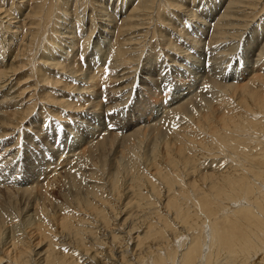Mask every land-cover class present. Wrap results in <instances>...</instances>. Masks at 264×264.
Returning <instances> with one entry per match:
<instances>
[{"label":"bare ground","instance_id":"1","mask_svg":"<svg viewBox=\"0 0 264 264\" xmlns=\"http://www.w3.org/2000/svg\"><path fill=\"white\" fill-rule=\"evenodd\" d=\"M29 1L10 0L9 7L0 5V68L2 67L0 90H3V99L13 101L15 107L12 111L13 122L0 121V137L5 135L7 129H13L37 108L40 109L39 113L43 117H46L44 112L47 111L57 115L63 111V107L72 111L78 109L81 104H78L77 99L68 97L66 100L63 97L59 98L58 94H53L56 89L53 91L52 88H58L60 79L65 81V88L75 91L74 94L88 93L98 85V82L103 81L99 72L103 68L105 59L94 66L91 62L93 57L86 56L83 65L76 62V55H83L87 45V35L94 29H97L99 34L95 40L97 44L99 42L102 44L113 34L119 37L118 45L110 48L111 64L119 66L121 64L117 63L125 57V61L134 62L133 70L126 71L121 66L124 69H119L116 71L117 74L113 75L114 79L120 82L115 87L116 90L113 89L114 92H122L124 95L117 98L118 104L126 102L125 98H128L133 100L131 102L133 105H130V108L125 106L112 110L114 106L109 108L100 101H95L102 95L91 91V95L85 98L86 101L91 100V106L94 108L108 110L107 112L102 110L108 114L107 119L104 112L101 115L98 113L91 116L89 114L92 112L77 113L75 110L68 115L73 117V120L67 121L69 124L66 123L67 136L60 133L59 129L66 128L60 123L53 124L56 126L54 133V129L50 131L49 128L45 131L42 126L41 131H35L29 146L31 147L33 143L36 146L34 138L38 140L42 137L47 140L45 147L40 152L31 151L33 155L25 156L23 162L22 156L17 159L23 169L22 177L15 181V189L12 193H3L0 203V240H3L0 241V247L8 243L12 247L10 251L9 249L5 251L4 255L0 252V260L7 259L6 264L11 262L29 264L32 259H39V264L42 262L71 264L70 259H66L68 257L65 253L58 252L60 241L55 238L56 233L48 219L40 213L43 207L38 209L37 201L35 203L33 200L34 203H30L28 200L36 195L35 186L39 192L48 189L43 187L42 181L46 179L50 171L49 167L53 165L57 167L58 163L54 161L56 157L59 158L70 151L71 155H75L76 150L80 149L76 154L78 157L76 161L69 162L67 159V162L64 161L65 166L62 167L67 165L69 167L61 179L67 185L68 194H65L70 197L68 199L72 206L75 203L79 211L88 212L95 217L94 221L96 218L99 219L100 226H91L95 223L93 220L90 223V220H86L84 216L78 218L69 211L60 216L61 221L59 220L58 224L62 230L67 229L76 242L79 240V245L84 248L82 250L86 255L88 254L87 259L99 258L97 250H90V245L93 247L96 244L108 247L106 258L116 255L120 259H126L131 242L128 243L129 237L133 239L135 249H140L139 253L142 252L141 248L146 247L143 252L149 255L153 264H167V259L171 262L178 259V264H215L218 260L221 262L224 259L229 264H263L264 97L260 96L262 95L260 92L264 91L262 82L264 72L260 76L257 75V78L252 76L248 82L240 86L241 89L235 88L236 85L230 82L224 83V78L233 75L231 63L235 57L234 51L238 50L239 46H241L240 55L247 63L250 62L248 59L252 54L256 56L255 62L259 65L264 61L261 60L264 58H262L264 18L258 17L260 19L255 22L259 12L264 9V3L259 8L260 2L264 0H206V7L202 8V11L194 9L195 0H127L119 8L112 7L106 3V0H74L76 8L74 12L77 14L81 10L79 14H74L75 20L71 16L73 13L70 5L67 4L70 0H35L24 13V10L22 11L26 8L24 4ZM129 4L131 7L126 12L125 6ZM164 7L166 9L163 10ZM238 7H242L241 12L247 13L246 17L239 19L236 16ZM256 8H259V12L255 14ZM118 14H121L119 20ZM249 15L251 17L248 19ZM20 16L23 20H16ZM9 18L14 21L11 22ZM154 18L155 22L152 21ZM159 18L168 27L163 25L166 31L160 30L161 32L156 33ZM167 18L172 21H167ZM66 20H69L68 23ZM50 21L52 22L49 38L52 42L49 44L51 47L49 46V52L45 55L47 57L44 58L43 63L48 64L47 68L53 72L46 70L38 73L36 75L38 80L35 79L32 84L36 86L38 82L46 83L45 85L50 83L49 93L53 99L37 103L35 98L24 113L21 97L26 90L20 89L21 91L17 92L19 87L16 88L13 78L25 65L30 66L34 57L40 54V58L44 57L42 54L45 52L38 50ZM190 21L196 26L193 25L188 29L186 24ZM84 22L88 23L89 33L82 38L79 33ZM117 22L119 26L116 25ZM257 22L258 24L254 26L253 24ZM177 23L181 26L179 29ZM17 24L23 28L25 34L20 38L21 44H17L15 49L9 50L6 55L5 46L14 40V35L9 34L7 42H4L1 31L5 29V32H9L11 28L8 25L16 27ZM61 27L63 31H60ZM54 33L59 36L55 37ZM174 34L177 35L175 39L169 38L175 36ZM179 37L181 39H178ZM239 37L240 39L242 37L241 45L236 40ZM133 38L135 43L140 41V45L138 43L136 44L138 46L132 48V45L127 44ZM146 39L149 40V45L144 48L145 50L134 54V51H138L137 48H143ZM224 39L227 42H224ZM78 43L81 45L80 48L78 46L74 48ZM158 46H161L159 47L161 51H158ZM129 47L134 50L133 54L128 56ZM64 54L65 56H62ZM20 60H23V63H20ZM140 72H144L145 76L141 77ZM52 73L58 74V77L55 79ZM128 73L132 76L125 78ZM173 73H179L181 77H189V79L184 83L175 82L169 99L167 94L164 96L167 97L166 101H163L164 98L153 99L162 82L166 84L173 82L171 77ZM66 77L76 82L74 87L69 86L71 81L66 80L68 79ZM110 77L112 74L108 73L107 79L110 80ZM26 81L28 80H23L22 83ZM44 86L41 88L44 89ZM64 87L58 90L64 91ZM235 89L241 91L237 96ZM141 91H145L148 95L138 98ZM226 96H231L232 99H227ZM234 96L238 101H234ZM3 99L0 100V106H3ZM158 101L155 108L149 107L151 103L155 104ZM45 104L52 107L45 108ZM124 111L128 115L126 121L120 119ZM4 115V112L0 111V119ZM114 116L119 120L118 123L122 121L120 123L122 126L131 125L126 129V133L117 139L121 155L119 158L116 157L115 163L109 160L108 154L110 155V147L115 142L116 135L104 134L98 143L91 145L92 147L81 149L83 145L90 143L87 139L93 137L95 132L102 133L105 129V120L110 122ZM151 116H154L155 120L152 124L149 121ZM130 117H137L135 120H138L137 124H133L129 120ZM180 119L184 121V125L179 128L177 123ZM118 123L114 120L111 125L115 127ZM74 130L78 132V136L71 137ZM166 135L170 136L167 138ZM147 139H152V146L150 149L147 148L148 150H145L147 146L144 148L145 155H148L144 159L141 156L142 145ZM161 145L163 150L159 148ZM15 155L16 152L11 150L6 154L7 157L3 156L0 161L4 163L3 161L8 159L10 165L14 162L12 159ZM140 157L149 164L140 163ZM86 159L94 160L100 171L110 172L106 176V181L102 179L104 177L98 170L91 171L86 167L90 172L83 170L79 172L84 168L82 163ZM73 168H78L79 171L75 172ZM72 170L74 173H71ZM36 175L37 179H34ZM41 175L43 178L41 177L40 180ZM87 179L103 181L91 182ZM42 188L46 189L42 190ZM42 195L36 196V199L39 200L37 197L42 198ZM114 200L120 203L119 206H114ZM101 203L106 205L103 206ZM163 209H166L168 217ZM45 210L44 207L43 211ZM171 213L172 221L171 218L169 219ZM23 216L25 219L27 217V221L21 219V224L34 226L37 231L38 241L36 240L33 245L31 239L16 233L19 222L16 223L14 220ZM154 220L156 221L153 222ZM178 223L180 226L176 225ZM120 224L121 230L111 228ZM139 224H144L146 227L140 230ZM135 228H139L142 233L134 231L132 233L136 235H132L131 229ZM6 229H8L7 235H5ZM184 234L185 237L181 242L177 240L173 242ZM2 236L7 237L2 239ZM171 237L173 240H170ZM107 240H110V243ZM89 242L92 244L89 245ZM111 243L114 244L115 251ZM123 243L125 248L123 246L122 249ZM151 243L156 245L153 250L150 248ZM137 259H139L138 264H149L141 256Z\"/></svg>","mask_w":264,"mask_h":264},{"label":"rangeland","instance_id":"2","mask_svg":"<svg viewBox=\"0 0 264 264\" xmlns=\"http://www.w3.org/2000/svg\"><path fill=\"white\" fill-rule=\"evenodd\" d=\"M10 1V0H9ZM9 1H5V0H0V5H4V6H2V7H9L10 6V2ZM107 2L106 3H108V4H110V5H112V7H120V6H122V5H124V3H126V1L127 0H106ZM197 1H199V2H197ZM195 0L194 1V4H195V6L194 5H192V6H194V9L196 8V10H198V11H202V8L204 9L205 7H206V0ZM203 1V2H202ZM34 2H35V0H30L29 2H27L26 4H24V7H26L25 9H22V11L24 10V13L26 12V10H28V8H29V6L31 5V4H34ZM15 3H17L16 1H15ZM15 3L13 4V7H14V5H15ZM263 3H264V1L262 2H260V4H259V8H261L262 7V5H263ZM68 5H70V10H71V13H73V15H71V16H73L72 18L75 20L76 19V17H74L75 15L74 14H76V12H74V9L76 10V8H75V5H74V0H70V1H68V3H67ZM198 5V6H197ZM204 5V6H203ZM191 6V5H190ZM191 6V7H192ZM199 6H200V8H199ZM261 6V7H260ZM131 7V5L129 4V5H126L125 6V9L124 10H126V12L129 10V8ZM258 8V9H259ZM15 9V8H14ZM164 9H166L165 7L163 8V10ZM236 9H238L237 10V14H236V16L240 19L241 17H246L245 15H247V13L245 12V11H243V12H241L242 11V7H238V8H236ZM257 8L254 10V13L256 14V13H258L259 12V10H258ZM224 9H222V11H223ZM240 10V11H239ZM73 11V12H72ZM81 12V10L80 11H78V13L77 14H79ZM224 12V11H223ZM238 12H240V14H238ZM241 13H243V14H241ZM76 14V15H77ZM87 14V11L85 12V15ZM85 15H84V17H85ZM185 15V14H184ZM117 17H118V20L120 19V17H121V14H118L117 15ZM251 16L249 15L248 16V19L250 18ZM258 17H260L261 19L262 18H264V9H263V11L261 12H259V14H258V16L255 18V22H256V20L258 19ZM71 18V17H70ZM259 18V19H260ZM61 18H59V20H60ZM80 19V18H79ZM258 19V20H259ZM9 20L12 22V21H14V19H10L9 18ZM16 20H20V21H22L23 20V17L22 16H20L18 19H16ZM61 20H63V19H61ZM183 20H184V18H183ZM68 21L69 20H66V23H68ZM152 21H154L155 22V18L154 19H152ZM158 21H159V23H157V27H156V30H155V32L156 33H158V32H161V31H166L164 28H163V25L165 26L166 24H164L163 22H161L162 21V19H158ZM167 21H172V19H168L167 18ZM51 22L52 21H50V23L48 24V26H47V28H46V32H45V38H44V40H42L43 42H42V44L40 45V48H39V52H41V51H44L45 53L44 54H42L44 57L43 58H40V55H37L36 57H34V60H33V62H32V64H30V66H28V65H25L24 66V68H22V69H20L19 70V72H17L16 73V75L14 76V78H13V82H15L16 83V88H18L19 87V89H17L16 91L17 92H20L21 90L20 89H25L26 91L25 92H23L24 94L22 95V97H21V102L23 103H21L22 104V111H24V113H26L25 112V109H29L30 108V103L33 101V100H35V98H37V103H39V102H43L44 100H48V99H53V97L51 96V94L49 93V89L51 88L50 86H51V84L50 83H48L47 85H45L46 83H43V82H38L37 83V85L35 86L34 84H32L33 82H35V79H37L38 80V78H36V75L38 74V73H40V72H42V71H49V72H53V70H51V69H49V68H47V65L48 64H46V63H43V60H44V58H46L47 56H45L46 54H48V52H49V46L51 47V45H49V44H51V39L49 38V34H50V29H51ZM192 22L190 21L189 23H187L186 24V28H190L191 26L193 27V25L191 24ZM4 24H7V23H4ZM3 24V25H4ZM258 24V22L257 23H255V24H253L254 26L255 25H257ZM15 25V24H14ZM116 25L117 26H119V24H118V22L116 23ZM150 25H151V23H150ZM177 25H179L178 23H177ZM180 25H181V22H180ZM178 26V29H179V27H181V26ZM10 28H11V30L8 32H5V29H3L1 32H2V38L4 39V42H7V39H8V35L9 34H13L14 35V40H12L11 42H8V46L6 45L5 47V49H6V55H7V52L9 51V50H13V49H15V47L17 46V44L19 45V44H21V41H22V39H20L21 38V36L22 35H24L25 33L23 32V28H21V27H19V24H17V26L15 27V26H11V25H8ZM146 26V25H145ZM167 27H168V25H166ZM194 26H196V25H194ZM88 23H85L84 22V24H82V26L80 27V33H79V35L82 37V38H84L88 33H89V30H88ZM141 28H143V27H141ZM242 28V27H241ZM26 29V28H25ZM144 29V28H143ZM143 29H141V30H143ZM196 29H198V28H196ZM13 30V31H12ZM161 30V31H160ZM60 31H63L62 30V27L60 28ZM59 31V32H60ZM172 33H174V32H172ZM15 34H16V36H15ZM55 35V37H57V36H59V35H57V33H54ZM139 34V33H138ZM169 34V33H168ZM48 35V36H47ZM133 35V34H132ZM175 36H171V37H169V38H172V40H173V38L175 39V37H177V35L176 34H174ZM88 36V38H86V42H87V45L85 46V52L83 53V55H76V62H78V64H80V65H83V63H84V59L86 58V56L87 57H89V58H92L93 57V59L91 60V62L93 63L92 64V66H94V64H100L103 60L102 59H105V62H104V64H103V68H102V70H101V72H99V73H101V75H102V79H103V81H101L100 83L98 82V85L95 87V88H93V89H90V91L88 92V93H84V92H82V93H76V94H74L75 93V91H73L72 92V89H67V88H65L64 87V84H65V81L63 80V79H60L59 80V84H57V86H58V88H60V89H63V87H64V91L63 90H58V88H52V90L54 91L55 89V92H53V94L55 95V94H58L57 96L60 98V97H63L64 99H68V97L69 98H72L73 100H75V99H77V101H78V104L80 103L81 104V106L78 108V109H74L73 111H72V109H66V108H64L63 107V111L62 112H60L59 114H55V113H51V112H49V111H47V112H44L45 113V115H46V117H43V115H40V113H39V111H40V109L39 108H37V109H35L33 112H31V114L28 116H26V118H24L22 121H20L13 129H7V132L5 133V135L3 136V137H0V159L4 156V157H7L6 156V154L8 153V152H10L11 150H12V152H16V155L13 157V159H12V161H14V162H11V164L10 165H8V159H6V161H3L4 163H2V161H0V203L2 202V199H3V193L5 194V193H12L13 192V190L15 189V185H14V183H15V181H17L19 178H21L22 177V174H23V169H22V167H21V165H19V163L20 162H18V158L19 157H21L22 158V162L24 161V157L25 156H32L31 155V151H33L34 150V152H40V150L41 149H43L44 147H45V142H47V140L45 139V138H42V137H39L40 139H38V140H36L35 138H34V142L36 143V146H34V143L31 145V147L29 146V143H30V139H31V137H33V135H35V131H37V130H39V131H41V126L42 127H44V129H45V131H46V129H49L50 131H53L52 129H54V131H53V133L55 132V127L56 126H53V124H57V123H60L62 126H63V124L65 125V127L66 128H62V129H59L60 130V133H62V135L63 136H67V124H69V122L67 123V121H70L71 122V120H73V117H70V116H68L70 113H74V111L75 112H77V113H89V112H92V114H89V115H91V116H93V114L95 115V114H98L99 113V115H101V113H103L104 111H106V110H104L103 108H100V109H98V107H92L91 106V100H89V101H86V97H87V95H91V91H93V92H97V93H99L100 95H102L100 98H98V99H96L95 101H100L101 102V104H104V106H108L109 108L111 107V106H114L113 108H112V110H114V109H119L120 107H125V106H129V108L133 105V103H131L132 101H131V99L130 100H128V98H125L126 99V102H124V103H119L118 104V100H117V98H120V97H124V95H122V92H120V93H116V92H114V90L113 89H115V87H117V85L120 83L117 79H114V77H113V75L115 76L117 73H116V71H118L119 69H124L125 68V70L126 71H131V70H133L134 68H135V66H134V62H132V61H125V59H126V57L125 58H123L122 59V63L120 62H118L117 64H121V65H116V64H111L112 63V61H111V59L109 58V55H110V53H111V49L113 48V46H115V45H118V39H119V37L118 36H115L114 34L113 35H111V36H109L108 38H106V40L101 44L100 42L97 44L96 43V39L99 37V34H98V32H97V29H94L93 30V32H90V34H88L87 35ZM245 36V35H244ZM136 39H138V38H136ZM139 39H141L140 37H139ZM167 39H168V37H167ZM178 39H181L180 37L178 38ZM236 40H238V42L240 43V45H241V43L243 42L242 41V37H241V39H240V37L239 38H237ZM148 39H146L145 41H144V46H143V48H140V49H136V50H138V51H134L135 53L134 54H136L137 52H141L140 50H145L144 48H146L147 47V45H149L148 44ZM146 42V43H145ZM224 42H227V40L225 41V39H224ZM131 43H134V44H131ZM138 43H139V45H140V41H138ZM138 43H135V38H133V40L130 42V43H128L127 45L128 46H131L132 48L133 47H136V46H138V45H136V44H138ZM146 44V45H145ZM46 46V47H45ZM77 46L80 48V43H78V44H76L75 46H74V48H77ZM131 47H129L130 49L127 51V55L129 56V54H133V50L131 49ZM149 47V46H148ZM161 48V46H158V51H161L160 50V48ZM111 48V49H110ZM240 48V49H239ZM239 48H238V50H235L234 52V55L233 56H235L234 57V59L232 60V63H231V68H232V72H233V79H231L230 80V78L232 77V76H230V78L228 77V78H224V83H226V81L229 83L230 82V84H234V85H236V86H234L235 88H239V89H241V85H243V83H246V82H248L249 81V79L252 77V76H254L255 78H257V75H261L263 72H264V61L259 65V63H256L255 62V59H256V56L255 55H253L252 54V56L251 57H249L250 59H248V60H250V62H246V59L244 58V57H241V46H239ZM105 51V52H104ZM132 51V52H131ZM238 51V52H237ZM104 53V54H103ZM54 54H56V52L54 53ZM102 54V55H101ZM138 54V53H137ZM161 54V53H160ZM162 54H164V53H162ZM256 54H257V52H256ZM101 55V56H100ZM230 55H232V54H230ZM62 56H65V54L64 55H62ZM106 56H108V57H106ZM142 56V55H141ZM4 57V56H3ZM21 57V56H20ZM165 57V56H164ZM264 57V55L262 56V58ZM55 58H57V56H55ZM160 58H162V57H160ZM95 60V61H94ZM261 60H264V58L263 59H261ZM120 61V60H119ZM6 63V62H5ZM20 63H23V60H20ZM169 63H171V62H169ZM2 66V65H1ZM121 66H123L122 68H121ZM119 67V68H118ZM2 68V67H1ZM0 68V69H1ZM124 70V71H125ZM231 70V69H230ZM94 71H96V70H94ZM121 71V70H120ZM33 74V76H29L30 74ZM104 73V74H103ZM108 73H109V75H111L112 74V77H110V80H108L107 79V77H108ZM119 73H121V72H119ZM106 74V75H105ZM174 74V75H173ZM172 74V80H173V82H169V84H166V83H161V87H160V89H157V92H158V94L159 95H157V92H155V95H154V97H153V99H156L157 98V100L158 99H160V98H164L163 99V101H166L167 100V97H168V99H169V94L172 92V90H173V86L175 85V82H177V83H184L186 80H188L189 79V77H181L180 75H179V73L177 74H175V73H173ZM52 75L55 77V79L58 77V74L57 75H54V73H52ZM103 75H105V76H103ZM141 77L142 76H145V73L144 72H140V74H139ZM176 75V76H175ZM179 75V76H178ZM129 76H132L130 73H128L127 74V76L125 77V78H128ZM61 77V76H60ZM66 78H68V79H66ZM65 79L66 80H70L71 81V85L69 84V86L70 87H74V83H76V82H74V81H72V79H70L69 77H66ZM54 79V80H55ZM171 79V78H170ZM23 80H28V81H26L25 83H22L23 82ZM69 82V81H68ZM263 82V84H264V81H262ZM173 83V84H172ZM172 84V85H171ZM45 85V86H44ZM202 85V84H201ZM41 86H44L45 88L44 89H42L41 88ZM35 88V89H34ZM237 90V89H235V91H236V93H235V96H237V94H238V92L240 91V90ZM15 90V89H14ZM116 90V89H115ZM2 92H3V90H0V100L1 99H3V95H2ZM16 92V93H17ZM51 93H52V91H50ZM161 94H160V93ZM241 92V91H240ZM60 93V94H59ZM70 94V95H69ZM125 94V93H124ZM137 94H138V92H137ZM140 97H139V95H138V98H141L143 95H145V96H147L148 94L145 92V91H141L140 93ZM165 94H167V97H164L165 96ZM260 94H262V95H260V96H262V97H264V91L263 92H260ZM76 95H78L77 97H75ZM84 95H85V97H84ZM50 96H51V98H50ZM233 97V99H234V101L236 102V101H238V98H236V97ZM89 98V97H88ZM209 98H211V97H209ZM226 98L227 99H232V97L231 96H229V97H227L226 96ZM66 99V100H67ZM124 99V100H125ZM213 100V99H212ZM2 103H3V106L1 105L0 106V111H3L4 112V116L0 119V121H2V122H13V109H15V107H14V103H13V101L11 102V101H9V99H3L2 100ZM157 103H159V101L158 102H156L155 104L154 103H151L150 105H149V107H152V108H155L156 107V105H157ZM164 103V102H163ZM73 104H75V103H73ZM123 104H125V105H123ZM213 104H214V102H213ZM215 104H216V102H215ZM46 105V104H45ZM131 105V106H130ZM48 108V109H50V107H52V106H50V105H46L45 106V108ZM126 107V108H127ZM158 107V106H157ZM159 108V107H158ZM106 109V108H105ZM65 110V111H64ZM102 110H104V111H102ZM108 111V110H107ZM106 111V112H107ZM110 111V110H109ZM49 112V113H48ZM64 112V113H63ZM106 112H104L103 114L105 115V118L107 119V117H108V114L106 113ZM111 112H113V111H111ZM129 112H130V110H129ZM107 115H106V114ZM123 114H122V117L120 118L121 120H123V121H126V119H127V116L128 115H126L127 113L124 111V112H122ZM107 116V117H106ZM137 116V115H136ZM155 116V115H154ZM154 116H151V118L149 119V121H150V124H152V123H154L155 122V120L153 119L154 118ZM118 117V116H117ZM136 118L137 117H133V118H129V120L133 123V124H137V121H135L136 120ZM109 119H110V117L108 118V121H109ZM183 119V118H182ZM182 119H180L179 120V122L177 123L178 125H179V128H180V126H183L184 125V119L182 120ZM46 120V122H43V121H45ZM114 120H115V123H118L117 121H119V120H117V118H116V116H114V118L112 119V120H110V122H107V120H105L106 121V123H105V129H108V130H103L102 131V133H100L99 134V131L98 132H95L94 133V136L93 137H91V138H89V139H87V141H89L90 143H86L85 145H83L82 147H81V149L82 150H86V148H90V146L91 145H94L95 143H98L99 142V140L101 139V137L105 134V135H116V139H115V142H113V144H112V146L110 147V149H111V152H110V155L108 154V156H109V160H111V162H113L114 161V163H115V160L117 159L116 157H120V155H121V149H120V147L118 146V140L117 139H119V136H122L123 135V133L125 134L126 133V129H128L129 127H131V125H127V124H125L126 125V127L123 125H121L120 123L122 122V121H120L117 125H115V127H113L112 125H111V123L112 122H114ZM128 120V121H129ZM135 121V122H134ZM182 121V122H181ZM186 121V120H185ZM181 122V123H180ZM43 123V124H42ZM67 123V124H66ZM110 123V124H109ZM127 123H129L130 124V122H127ZM52 124V125H51ZM113 127V128H112ZM121 127V128H120ZM123 127V128H122ZM104 128V127H103ZM134 127H132V129H133ZM115 129V130H114ZM119 129V130H118ZM122 129V130H121ZM120 131V132H119ZM76 131L74 130V132H72L71 133V137H76V136H78V132H76ZM19 136V137H18ZM167 136V138H168V136H170V135H166ZM18 137V138H17ZM16 139H18V141L16 142ZM63 140H64V138H63ZM80 140H81V138H80ZM64 141H66V140H64ZM86 141V142H87ZM33 142V141H32ZM68 142H69V140H68ZM71 142H73V141H71ZM70 142V143H71ZM147 146V147H146ZM151 146H152V139H147V140H145V142H144V144L142 145V147H143V151L141 152V156H143L144 157V159H145V157L146 156H148V155H145V152H144V148H145V150L147 149V148H151ZM92 147V146H91ZM159 148H160V150H163V148H162V145L161 146H159ZM162 148V149H161ZM119 149V150H118ZM148 150V149H147ZM77 152L78 151H80V149L79 150H76ZM77 152L75 153V155H71L72 153H71V151L70 152H66L65 154H62V156L61 157H56L55 159H54V161L56 162V163H58L57 164V167H55L53 164V166H51V167H49V169H50V171L47 173V175H46V179L45 180H43L42 182H43V187H46V188H48L46 191L47 192H49V194L45 191V190H43V189H46V188H42V190L45 192H43V191H41V192H39L38 191V188H35L34 187V190L36 191H34V193L36 194H34L35 196H31V198L28 200V201H30V203H36V201H37V203H39V205L38 204H36V206L38 207V209H40L39 207H43L42 208V211H40V213L42 214V215H44V217L46 218V219H48V222H49V224L52 226V228H53V230H54V232L56 233V235H55V238L57 239V241L59 240L60 241V243H59V247H58V252H60L61 254H64L65 253V255H67V257L68 258H66V259H70V261H71V264H138L139 263V259H137V257L138 256H141V257H143V259L144 260H146L145 262L147 263H149V264H153V262H152V260L149 258V255H146V253H144L143 251L144 250H146V247L144 248V249H142L141 248V253H139V251H140V249H138V248H136L135 249V243H134V241H133V239L131 240V238H129L128 237V239H129V241H128V243H129V247H128V249H127V256H126V259H120V257L119 256H116V255H114V256H108V258H106L107 256H106V253H108V247H105V245L103 246V245H99V244H96V245H94L93 247H91V245L90 244H92V242H89V245H90V250H97V252H99V258L98 259H92V260H90V259H87L88 257V254L86 255L85 254V252H84V250H82V245L80 244L79 245V240H78V242H76V240H74L73 238V236H71L70 234H69V232H68V230H67V232H66V230L64 231V230H62V228H60V226H59V222L61 221V217L63 216V214L64 213H66V212H70V213H74L75 214V216H77L78 218H81V217H85V219L87 220H90V223H91V220H93V223L94 224H91V226H95L96 227V225H98V226H100L99 224H100V221H99V219H97L96 218V220L94 221V219H95V217L94 216H92L91 214H89L88 212H84V211H79V209H77V207H75V203H74V205L72 206V203H70L69 202V200L70 199H68V198H70V197H68V195H66L65 193H67L68 194V189H67V185L65 184V183H63V181H62V177H63V173H65L66 171H67V168L69 167V165H67V167H62V166H65V162L64 161H66V159L69 161V162H74V161H76L77 159H78V157H77ZM127 157V156H126ZM150 158V157H149ZM144 159H141V157H140V163L142 162V164H149V162L148 161H144ZM126 160V159H125ZM91 161H92V164H91ZM123 161V160H122ZM67 162V161H66ZM90 162V163H89ZM216 163L218 164V162L216 161ZM215 163V164H216ZM7 164V165H6ZM83 165H82V167H84V168H82L80 171L78 170V168H73L74 169V171L76 172V171H79V172H81L82 170L85 172H88L89 170H93V171H95V170H98L99 171V173L100 174H102V177H104V178H102L104 181H106V176L108 175V173H110V172H106V171H100L98 168H99V166H96V163H95V161L94 160H88V159H86V160H84V162L82 163ZM216 164V165H217ZM89 165V166H88ZM91 165H92V167H91ZM94 165V166H93ZM77 167V166H76ZM89 169H87V168ZM53 168V169H52ZM91 168V169H90ZM74 171L72 170L71 171V173H74ZM110 171H112V170H110ZM90 172V171H89ZM24 174H26V172H24ZM105 174V175H104ZM44 175V174H43ZM43 175H41L40 176V180L43 178ZM68 175H70V173L68 174ZM42 177V178H41ZM37 179V175H36V177H34V179ZM87 180H89V181H91V182H96V181H100V182H102L103 180H95V179H87ZM93 180V181H92ZM49 182V183H48ZM62 182V183H61ZM46 183V184H45ZM34 184H36V182H34ZM65 185H66V187H65ZM70 187V186H69ZM39 192V194L38 195H42V198L39 196V197H37V198H39V200H41V201H39L38 199H36V196H38L37 195V193ZM144 192V191H143ZM45 194H47V195H45ZM70 195V194H69ZM146 195H148L147 193H146ZM63 196V197H62ZM105 196H107V195H105ZM36 199V200H35ZM33 200H34V202H33ZM51 201V202H50ZM43 202V203H42ZM44 202H46V203H44ZM115 204H114V206H117L118 204H120L118 201L116 202V200H114L113 201ZM67 203V204H66ZM70 203V204H69ZM122 203V202H121ZM43 204V205H42ZM53 204V205H52ZM58 204V205H57ZM101 205H103V203H101ZM106 204H104L103 206H105ZM53 206H57V208H55V207H53ZM119 206V205H118ZM8 208H10L9 206H7ZM44 207H45V211L47 212V214H45L46 212L45 211H43V209H44ZM67 207V208H66ZM156 207V205L154 206V208ZM59 208V209H58ZM73 208V209H72ZM61 209H62V211H61ZM68 209V210H67ZM77 209V210H76ZM156 209V208H155ZM166 209H163L162 211L164 212V214L166 215V211H165ZM51 211V212H50ZM61 212V213H60ZM29 213H31V211L29 212ZM54 213V214H53ZM60 213V214H59ZM50 215V218H49V215ZM51 214H52V216H51ZM45 215H47V216H45ZM61 216V217H60ZM88 216V217H87ZM90 216V217H89ZM167 216V215H166ZM172 216V213L171 214H169V219L172 221V218L173 217H171ZM54 217V218H53ZM92 217H93V219H92ZM168 217V216H167ZM53 218V219H52ZM21 219H25V216H23V217H21V218H17L16 217V219L14 220L16 223H18V225H17V228H18V231L16 232L17 234H19L21 237L23 236L24 238H26V239H31V241H32V245H33V243H36L37 241H38V239H36L37 238V231L34 229V226H31V227H28V226H26L25 224L23 225V223L21 224V222H22V220ZM55 219H56V221H55ZM60 220V221H59ZM13 221V222H14ZM25 222L27 221V217H26V219L24 220ZM156 220H154L153 222H155ZM84 222V221H83ZM168 222V221H167ZM15 223V224H16ZM82 225V224H81ZM139 225H141V227L139 226ZM138 226L140 227V230H141V228L142 227H146L144 224L142 225V224H139ZM176 225H178V226H180V224L178 223V224H176ZM21 226V227H20ZM88 226H90V225H88ZM90 226V227H91ZM97 226V227H98ZM118 225H114V226H112L111 228H113V229H115V230H121V228H122V226H121V224L118 226V229L116 228ZM26 227H28V228H26ZM55 227V228H54ZM21 229V230H20ZM139 228L138 229H131V233L132 232H134V231H136V232H138V233H140L141 231L139 230ZM7 231H8V229H6L5 230V235H7ZM59 232V233H58ZM142 233V232H141ZM140 233V234H141ZM182 234L184 233L183 231L181 232ZM64 234V235H63ZM67 235V236H66ZM132 235H136V233H132ZM131 235V236H132ZM5 237H7V236H2V239H4ZM185 237V234L184 235H182V237H179L178 239H175V240H173V238L171 237L170 238V240L172 239L173 240V242L175 241L176 242V240L177 241H179V242H181L183 239L182 238H184ZM72 238V239H71ZM181 238V239H180ZM1 239V238H0ZM37 240V241H36ZM62 240V241H61ZM0 241H3V240H0ZM7 241H8V239H7ZM35 241V242H34ZM66 241V242H65ZM108 242L110 241V240H107ZM76 242V243H75ZM133 242V243H132ZM78 243V244H77ZM86 243V242H85ZM110 243V242H109ZM154 243V242H153ZM8 244H10V243H8ZM8 244H6V245H4L1 249H0V252H1V254L2 255H4L5 254V251H7L8 249H9V251H10V249H12V247H10V245H8ZM125 243H123L122 244V249H123V246H124V248H125V245H124ZM171 244V243H170ZM108 245V244H107ZM106 245V246H107ZM178 245V244H177ZM0 246H1V243H0ZM83 246H84V244H83ZM97 246V247H96ZM114 244H112L111 243V247H112V249H114ZM150 248H151V250H153L154 249V247H156V245L154 246V245H152V243L150 244ZM80 247V248H79ZM110 247V248H111ZM99 248V249H98ZM106 248H107V251H106ZM71 249V250H70ZM84 249V248H83ZM66 250V251H65ZM114 251H115V249H114ZM69 252V253H68ZM75 252V253H74ZM143 253H144V255H146V256H144L143 255ZM70 255V256H69ZM71 255H73V257H71ZM101 255V256H100ZM75 257V259H73ZM146 257V258H145ZM65 259V260H66ZM220 259H223V258H220ZM5 260H7V259H2V260H0V264H6L5 263ZM8 260H10V261H13L12 259H8ZM138 260V261H137ZM178 259H176L175 260V262H171L170 261V259L168 260L167 259V264H178L179 262L177 261ZM225 260V259H224ZM224 260H222L221 262H218L217 261V263H215V264H229L227 261H224ZM73 261V262H72ZM229 261V260H228ZM39 262V259H32V261L29 263V264H39L38 263ZM138 262V263H137ZM169 262V263H168ZM227 262V263H226ZM63 262H59V263H57V264H62ZM10 264H15L14 262H11ZM41 264H44L43 262L41 263ZM64 264V263H63ZM263 264H264V260H263Z\"/></svg>","mask_w":264,"mask_h":264}]
</instances>
